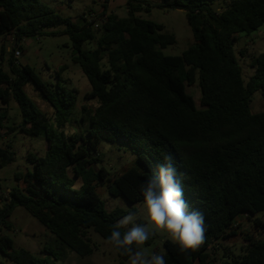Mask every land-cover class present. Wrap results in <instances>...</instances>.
<instances>
[{"label": "trees", "instance_id": "trees-1", "mask_svg": "<svg viewBox=\"0 0 264 264\" xmlns=\"http://www.w3.org/2000/svg\"><path fill=\"white\" fill-rule=\"evenodd\" d=\"M106 20L79 25L43 0H0V37L14 36L16 45L46 35H67L72 60L79 64L92 90L85 101L97 100L91 109L81 107L84 129L68 135L67 124L77 111L79 92L46 83L29 65L18 62L14 50L9 71L0 62V103L16 101L22 122L7 125L0 109V130L19 131L47 142L42 156L29 154L33 170L16 173V186L0 206V230L20 207L56 236L62 246L82 256L95 252L90 232L104 240L122 217L134 212L109 211L98 192L107 183L113 197L129 203L144 201L142 188L170 154L184 188L190 210L203 213L205 241L196 251L181 252L164 241L166 264H215L213 255L223 250L216 264H264V238L246 235L245 253L232 257L223 242L238 237L236 219L256 218L264 211V111L253 113L256 93L264 98V53L252 56L254 74L248 81L235 53L241 35L264 25V0H163L158 8L184 10L194 42L181 56L164 54L177 43L163 24L137 16L143 6L127 0L128 16L107 14L112 0H103ZM95 42L97 48L84 49ZM14 49V48H13ZM5 53V51H3ZM7 52V51H6ZM246 56V48L240 50ZM65 68H62L64 70ZM60 74V73H59ZM32 83L54 111L42 112L25 88ZM199 85L200 108L188 93ZM124 141L135 152L140 166L110 178L98 146ZM15 161V153L0 148V169ZM125 229H121V232ZM0 250L15 264H59L55 252L41 258L0 235ZM216 252V253H215ZM123 260L128 256L119 252Z\"/></svg>", "mask_w": 264, "mask_h": 264}, {"label": "rangeland", "instance_id": "rangeland-1", "mask_svg": "<svg viewBox=\"0 0 264 264\" xmlns=\"http://www.w3.org/2000/svg\"><path fill=\"white\" fill-rule=\"evenodd\" d=\"M59 14L64 17L71 18L73 22L84 25L95 19L96 23L104 24L106 17L103 13V0H43ZM144 7L149 6V9H143L137 16L163 24L166 32L173 34L177 38V43L174 46L168 47L163 52L166 55L181 56L194 42L193 32L188 24L185 12L178 10L162 9L156 5L163 0H136ZM227 0H220L221 3ZM127 0H112L108 7V15L115 14L120 18L128 16ZM96 29V28H95ZM97 30V29H96ZM13 47L10 37H0V62L4 58V68L9 71L8 62L12 56L9 48ZM21 55L16 56L17 60L22 65H29L37 74L49 85L54 88L57 84L66 86L68 89H75L79 92V100L77 111L75 112L72 121L67 124L65 132L70 135L84 129L80 119L83 105L93 109L97 106L98 101H85V95L92 90L91 84L84 74L81 66L72 60L73 48L72 41L67 35H46L26 39L21 43ZM97 48L95 42L86 44L84 49ZM246 48V56L241 57L239 51ZM20 49V48H19ZM5 51V53L3 52ZM7 51V52H6ZM235 53L237 54L239 63L241 64L245 80L248 81L254 74V69L250 62L252 56H258L264 53V25L250 35H241L239 41L235 45ZM62 68H65L62 70ZM60 73V74H59ZM188 93L194 98L197 106L200 108L201 90L197 84L188 86ZM28 96L33 100L35 105L44 113L51 115L54 111L40 91L29 83L25 88ZM0 109L7 113L8 123L19 124L22 122V113L16 101L11 100L8 105L0 103ZM253 113L264 111V98L260 93H256L251 105ZM15 153V161L0 169V206L4 207L5 199L9 191L17 184L16 173H26L28 170H33V165L27 159L29 154L42 156L46 153L47 142L44 137L31 138L23 135L19 131L11 133L4 129L0 130V148L6 149ZM99 153L102 155V162L97 164L98 167L104 166L110 172V178L121 175L130 167L140 166V161L134 150L124 141L108 143L102 141L98 146ZM98 192L106 202L109 211L117 208L126 211H139L143 202L135 204L129 203L124 197H113L109 194L107 183L98 186ZM264 222V211L257 214ZM9 227H2L0 235H6L14 241L16 249H26L31 253L41 257H49L44 251L55 252L62 259L59 264H129V261L123 260L119 252L112 245L107 244L99 234L91 231L90 236L95 252L91 256L82 257L65 246H62L55 235L48 231L36 218L32 217L24 208H16L8 219ZM138 223L145 221L141 217ZM238 237L231 239L228 242H223L222 245L232 251V257H240L245 253L244 238L246 235H252L256 238H264V229L257 228L254 224V219L240 218L239 219ZM169 240L165 236L156 233L150 237L144 245L150 252L163 254L165 252L164 241ZM223 250L218 251V254L213 255V262H219L223 255ZM216 253V252H215ZM0 264H15L10 261L6 255L0 250Z\"/></svg>", "mask_w": 264, "mask_h": 264}, {"label": "clouds", "instance_id": "clouds-1", "mask_svg": "<svg viewBox=\"0 0 264 264\" xmlns=\"http://www.w3.org/2000/svg\"><path fill=\"white\" fill-rule=\"evenodd\" d=\"M181 176L172 156L165 154L158 171L142 188L144 202L139 211L129 212L113 226L106 243L128 256L129 264H166L162 254L144 247L156 233L177 244L184 253L203 245L204 216L198 210H190ZM141 217L145 221L142 224L137 222Z\"/></svg>", "mask_w": 264, "mask_h": 264}, {"label": "built area", "instance_id": "built-area-1", "mask_svg": "<svg viewBox=\"0 0 264 264\" xmlns=\"http://www.w3.org/2000/svg\"><path fill=\"white\" fill-rule=\"evenodd\" d=\"M100 25H101V22L96 23V24H95V28H96V29H99V28H100ZM9 37H10V40L12 41V43H13V47H12V48H9V50H14L15 55H16V56H20V55H21V50L19 49V48H20L19 45H18V46L16 45V41H15L14 36L11 35V36H9ZM13 48H14V49H13ZM240 218H248V219H249V217H248L247 214H244V215L239 216V217L236 219V222H235V224H234V226H235L236 228H238V227L240 226V225H239V219H240Z\"/></svg>", "mask_w": 264, "mask_h": 264}, {"label": "water", "instance_id": "water-1", "mask_svg": "<svg viewBox=\"0 0 264 264\" xmlns=\"http://www.w3.org/2000/svg\"><path fill=\"white\" fill-rule=\"evenodd\" d=\"M178 11L184 12V10L178 9Z\"/></svg>", "mask_w": 264, "mask_h": 264}]
</instances>
